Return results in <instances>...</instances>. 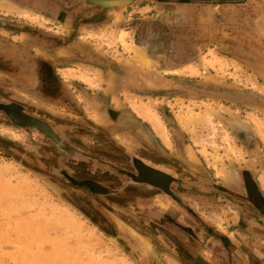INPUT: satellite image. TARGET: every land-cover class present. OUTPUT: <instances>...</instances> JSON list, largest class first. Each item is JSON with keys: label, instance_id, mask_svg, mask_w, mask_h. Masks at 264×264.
Masks as SVG:
<instances>
[{"label": "rangeland", "instance_id": "374dc122", "mask_svg": "<svg viewBox=\"0 0 264 264\" xmlns=\"http://www.w3.org/2000/svg\"><path fill=\"white\" fill-rule=\"evenodd\" d=\"M154 1L0 0V264L264 263V0Z\"/></svg>", "mask_w": 264, "mask_h": 264}, {"label": "flooded vegetation", "instance_id": "af4514ba", "mask_svg": "<svg viewBox=\"0 0 264 264\" xmlns=\"http://www.w3.org/2000/svg\"><path fill=\"white\" fill-rule=\"evenodd\" d=\"M216 1L217 0H209L208 2L210 4H214V2H216ZM246 1L247 0H233L232 2L220 3L219 5L220 6L244 5ZM163 2H165V3H176L178 5L181 4V3L177 2V0H165ZM190 3H191V5L192 4L209 5V3L201 2V1H192ZM3 111L8 113V115L10 116L12 121H14L18 124H24L27 126L28 125L34 126L38 130H40L43 134H45L46 136L51 138V140L55 139V135H54V132L52 131L51 127L46 122H44L43 120H38L36 118L23 115V112H21V110H19L18 108L5 107L3 109ZM135 164H136L135 170L137 172H135L133 174L134 180H136L137 182H140L141 184L150 185L154 189L169 192L168 188H170L171 187L170 185H172L174 183L172 177L168 176L167 173L161 172L159 170L157 171L153 168H150L143 163H141V164L134 163V166H135ZM109 166H111L112 168L115 167L114 164H109ZM95 187L97 188V186H95ZM240 189L243 192V196L242 197H235V198H237V200L241 201V203H246V204L248 203V204L252 205L257 212H260V214H262V216L264 218V200L262 197H260L259 190L257 189L256 185L253 182H251L250 179L248 181L247 176L244 177V175H243L242 186L240 187ZM254 215H256V214H252L251 216L255 217ZM256 217H258V216L256 215ZM256 219H257L256 221L260 222V225L263 228L264 227V223H263L264 221L261 220L260 218H256ZM233 264H245V261L240 259L238 261L233 262ZM248 264H264V263L261 261L250 260V261H248Z\"/></svg>", "mask_w": 264, "mask_h": 264}, {"label": "crops", "instance_id": "0c3cea01", "mask_svg": "<svg viewBox=\"0 0 264 264\" xmlns=\"http://www.w3.org/2000/svg\"><path fill=\"white\" fill-rule=\"evenodd\" d=\"M154 2H155V4H165V2H158L157 0H155ZM179 5H191V3H181ZM215 5L216 6H220L219 4H215ZM219 33L216 36H218V38H223V42L221 44L220 43H217V44H219L221 47H216V48H213V49L209 48V51L212 50L214 52H217V54H218L216 56V59L213 58L214 62L211 61L213 63V66H211V67H219V66H221V68L224 69V68H226L228 66L223 65L222 64L223 61L227 62V61H230V60L233 61V59L236 60V58L234 56H231L232 52H234L233 49L231 48V46H232L231 44H233V38H232L233 36L228 31L227 32L224 31L223 32L224 34H222V33L219 34ZM225 38H227L228 40H225ZM187 69H190V68L185 67V70H187Z\"/></svg>", "mask_w": 264, "mask_h": 264}, {"label": "trees", "instance_id": "16d2710c", "mask_svg": "<svg viewBox=\"0 0 264 264\" xmlns=\"http://www.w3.org/2000/svg\"><path fill=\"white\" fill-rule=\"evenodd\" d=\"M158 2H163L165 0H157ZM192 1H201V2H206L209 3V0H177V2L179 3H190ZM233 0H217L216 2H214V4H220V3H224V2H232Z\"/></svg>", "mask_w": 264, "mask_h": 264}, {"label": "water", "instance_id": "95a60500", "mask_svg": "<svg viewBox=\"0 0 264 264\" xmlns=\"http://www.w3.org/2000/svg\"><path fill=\"white\" fill-rule=\"evenodd\" d=\"M106 4H107V6H111V5H114V4L121 5V4H124V3L122 1H120L118 3H111V2H109V3H106Z\"/></svg>", "mask_w": 264, "mask_h": 264}]
</instances>
